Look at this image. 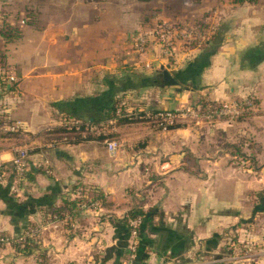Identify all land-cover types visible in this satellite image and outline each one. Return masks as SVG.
Masks as SVG:
<instances>
[{
  "label": "crops",
  "instance_id": "0c3cea01",
  "mask_svg": "<svg viewBox=\"0 0 264 264\" xmlns=\"http://www.w3.org/2000/svg\"><path fill=\"white\" fill-rule=\"evenodd\" d=\"M154 3L44 0L48 28L22 29L7 43L18 79L11 94L0 93V121L7 113L21 125L8 131L0 124V164L23 146L29 165L16 194L0 188V232L34 225L39 234L26 252L0 243V264H38L40 254L49 264H123L130 232L113 220L135 206L150 213L140 264H224L239 248L245 253L233 264H264V0H196L189 12L215 6L218 29L171 70L177 85L141 66L145 55L133 52L126 36L123 44L115 40L114 29L136 27ZM159 3L166 14L183 10L180 0ZM103 67L111 76L99 80ZM116 81L123 82L128 110L172 109L192 97H249L252 105L231 121L187 122L167 132L147 120L113 119L109 137L119 128L125 145L114 154L108 135L62 131V113L90 121L85 110L106 114L110 106L101 99H114ZM77 184L104 200L82 204L72 222L47 219L46 208L72 196Z\"/></svg>",
  "mask_w": 264,
  "mask_h": 264
},
{
  "label": "built area",
  "instance_id": "2783aa9c",
  "mask_svg": "<svg viewBox=\"0 0 264 264\" xmlns=\"http://www.w3.org/2000/svg\"><path fill=\"white\" fill-rule=\"evenodd\" d=\"M155 2L151 7L146 8L144 15L140 18L137 29L133 34L130 35V48L136 54L147 53V64L153 66L156 70L161 71V67L169 64V69L174 70L177 68L179 63L189 58L196 50L200 49L212 36L216 30L217 21L219 17L216 11L201 12L200 14H192L189 9L195 4L196 0H180L183 10L180 12L166 14L164 7L161 3L162 0H148ZM224 2L225 0H219ZM232 2L231 0H227ZM1 55V51H0ZM163 57V58H162ZM1 58V57H0ZM149 59V60H148ZM162 59V61H161ZM153 62L157 66L153 65ZM0 65L6 67L5 63L0 60ZM14 79L11 75H0V93L5 95L9 91L10 82ZM252 105L251 98H243L233 100L231 102L214 103L210 101L205 105H193L187 113L184 112V108H172L167 112H156L155 110H149L144 112L142 118L152 119L154 122L165 125L168 122L175 121L177 117H187L188 119H218L224 116L235 118L241 115L248 107ZM131 115V113H129ZM136 113H134L135 117ZM160 115L162 118L158 117ZM64 118V117H63ZM65 119V118H64ZM90 121L85 124L90 125ZM78 126L80 124L76 123ZM21 125V121L15 120L11 124L9 129H15ZM76 126V125H75ZM76 126V127H78ZM97 128V127H96ZM91 129V128H90ZM109 151H115L117 143L114 139L106 141ZM8 164H11V179H5L6 170ZM0 181L9 184V191L12 194H16L25 179V173L28 170V149L23 146L15 147L13 156L8 162L0 164ZM91 204H96L92 202ZM140 219H134L131 221L133 226H137ZM37 229L28 228L20 232L18 239L25 235H32ZM0 241L9 242L10 240L0 237ZM138 243V237L135 229L130 231L129 240V253L123 260V264H129L130 260L136 255V247ZM232 257H228L230 261L239 259L241 255L245 253L241 248L236 249ZM221 259H215L211 262H217ZM232 263V262H231ZM195 264H208L207 262L195 263ZM233 264V263H232Z\"/></svg>",
  "mask_w": 264,
  "mask_h": 264
},
{
  "label": "rangeland",
  "instance_id": "374dc122",
  "mask_svg": "<svg viewBox=\"0 0 264 264\" xmlns=\"http://www.w3.org/2000/svg\"><path fill=\"white\" fill-rule=\"evenodd\" d=\"M43 1L44 0H0V29H20V32L22 33V29H46L48 28V25L50 22L49 16H45L43 14ZM48 21V22H47ZM53 23V20H51ZM125 21V19H124ZM47 25V27H46ZM52 26V25H51ZM137 27V24H136ZM136 27L132 28V29H128L126 31V29H114L115 32V40L119 39L120 44H123V42L125 41V36L126 38H128L126 41L129 43L130 45V35L133 34L137 29H135ZM52 28L54 29H60L59 27H57V25L52 26ZM126 31V33H124ZM10 35H7L4 41V46L3 49L1 51V53L3 54V57L0 58L1 61H3L6 65H0V75L1 76H5V75H11L13 77V81L10 82L11 87H14V84L16 86V82L18 79V74L16 72V68L14 66V64L9 61L6 57V50H7V43L11 42V41H15L18 40L20 38H9ZM139 54H144L145 55V59L142 60L140 62L141 66H143L144 68H149L151 70H156L153 66H151L152 64L148 65L147 64V58L149 57V55L147 53H138ZM104 57H106V55L104 54ZM163 58V57H162ZM149 60V59H148ZM162 61V59H161ZM121 64V63H120ZM154 66H157V64L155 62H153ZM118 65H116L117 67ZM107 67V66H106ZM117 70V69H116ZM116 73V72H115ZM111 73H108V69H106L105 67H103L101 70L98 71V75H97V79L101 80V79H105V78H110ZM122 84L123 82H115V90L116 93L114 95V105H116V109H115V113L112 110H107V113L103 115V119L104 121L102 122V126H98L96 123L97 122H89L91 123L90 125H86V121L81 122L82 120H80L79 118L76 117H69L68 115H66V113H62L61 116V123L63 124L62 127H70V125H76L78 126L76 123L80 124L78 127H74L77 128L78 131L87 133L89 135H93L94 137H99L101 134L105 136L108 135L107 138H104L105 140V145L107 150L109 151L106 141L109 139H114L117 143V147L115 149V151L111 152L112 154L116 153V151H118L119 149H122L123 146H125L123 143L124 140H122L123 138L120 137L121 134L119 135V128H116V137H109L110 135V130L109 127H107V124H110L113 119H116L117 121H121V118H125V117H129V121H141V120H147L150 125L153 127L154 130L157 131H161V132H167L169 131L172 127L180 125V124H184L187 122H198L200 120H204V122H208V123H213L214 121H216L217 119H213V120H208V119H200V120H196L195 117L194 119H188V115H186L187 117H181V115L179 117H177L176 119H174L175 121L172 122H168L165 125V122H163V124H159L157 121L154 122L152 119H146V118H142L144 112H148L149 110H151V108H145L144 106H140L135 108V109H131L128 110V108L130 106L126 105L127 104V99H126V94L125 92H122ZM100 85L105 87V83L100 82ZM17 88V87H16ZM11 92L13 93V95H11V98L14 102L16 103H20L21 101V95L20 93H16V91H13L15 89L11 88ZM120 91V92H118ZM10 92V91H9ZM7 92V93H9ZM11 94V93H9ZM243 99V98H241ZM8 101V99H6ZM238 100V99H235ZM100 101V100H99ZM101 101L105 102V99H101ZM205 101L206 98L205 97H199L198 99L195 97H192L191 100L185 102V104L176 107V108H184V114L187 113L190 109L191 106L195 105H205ZM208 101H212L214 103H219L221 104L222 102H231L233 100H208ZM209 103V102H208ZM251 107V106H250ZM132 108V107H131ZM249 108V107H248ZM247 108V109H248ZM106 109V107H105ZM170 108H155L154 110L158 113V112H167ZM246 111V110H245ZM245 111L237 116L240 117L242 115L245 114ZM129 113H131V115H129ZM134 113H136L135 117H134ZM65 119H64V118ZM158 117L162 118L160 115H158ZM235 117V118H237ZM221 118H226L227 120H233L235 118H230L228 116H224ZM219 119V118H218ZM23 125V124H22ZM81 126H84L83 130L80 129ZM97 127V128H96ZM117 127V126H116ZM91 128V129H90ZM68 130H65V132L67 133ZM69 135L73 136L75 133L78 132H72V131H68ZM101 137V136H100ZM103 140V139H102ZM122 141V142H121ZM28 157H29V152H28ZM11 168L13 169L11 164H8V169L6 170V174L7 171H11ZM148 169L149 172L151 169H149L148 167L144 168V170ZM147 171V170H146ZM227 261V260H226ZM224 261V264H232L230 259H228V262Z\"/></svg>",
  "mask_w": 264,
  "mask_h": 264
},
{
  "label": "trees",
  "instance_id": "16d2710c",
  "mask_svg": "<svg viewBox=\"0 0 264 264\" xmlns=\"http://www.w3.org/2000/svg\"><path fill=\"white\" fill-rule=\"evenodd\" d=\"M7 30L8 29H0V51H2V49H3L4 41H5V38L7 36L6 35ZM10 31L13 32V35H11L9 38H20L22 35V33L20 34V29H15V31L13 29H10ZM0 57H3L2 53H1ZM104 99L106 100L105 101L106 103L108 102V106H110V107H108V110H112L115 113V109H116L115 106L116 105H114V99L113 100L112 99L107 100L106 98H104ZM208 102H210V101L206 100L205 104ZM151 110H154V109H151ZM85 112L87 115H91L94 117L93 122H97L96 124L99 127L102 126L103 120H101V119H103V116L100 117V116L96 115V113L93 112V110H88V111L85 110ZM68 116L70 117V115H68ZM76 118H79V117H76ZM121 119H125V120L129 121L130 118L125 117V118H121ZM15 120L16 119H13L12 117H10L6 113L5 115H3V120L0 121V124H5L6 129H8V131H14V130H17L18 128H20V125L17 126L15 129H9L8 126L13 124L15 122ZM80 120H82L81 122L90 121V119L86 118L85 116H83V118H81ZM90 122H92V120ZM74 127H76V126L70 125V127H68V128L62 127L61 129H62V131L68 130V131H72V132H78L79 129L77 130V128H74ZM83 128H84V126L80 127L81 130H83ZM69 136H71V135H69ZM100 136H99V138H104L103 134H101ZM0 188H3L5 191H9V184L5 185L4 187L1 186V184H0ZM73 192L74 193L72 196H69V197L66 196V197L62 198L61 202L59 204L47 207L46 211L44 213L46 218L51 219V220H63L66 223L72 222L82 204H90L92 202L98 203V202L104 200V196L101 192L96 191L94 194L91 195L87 192L86 188L81 184H77L75 186ZM149 215H150V213H148V210H143L142 208L135 206V207L129 209L126 212V214H124L122 217L114 218V220H113L114 223L123 226V228L128 232H130L132 229L136 230L137 237H138V243H137V247H136V255H137V251H138L141 243H143V240L145 238L144 227H145V222L149 219ZM138 218L140 219L138 225L133 226L131 224V221L134 219H138ZM28 228H35V229H37V231L35 233H33L32 235H25L20 239H18V235L20 234V232L17 234H7L5 232H0V237H4V238L10 240V243L18 251L26 252V251H29V249L37 241V239H38L37 236L39 234V228L37 226L28 225V226L24 227V230L28 229ZM0 243H3V242L0 241ZM231 250H232V248H231ZM126 251H127L126 253L128 254L129 253V244L127 246ZM127 254H126V257H127ZM136 255L134 258H132L130 260L129 264H140V259L137 258ZM37 260H38V264H49V263H47L46 259L43 258L42 254L38 255ZM226 262H228V261H226ZM209 264H215V263L211 262Z\"/></svg>",
  "mask_w": 264,
  "mask_h": 264
},
{
  "label": "water",
  "instance_id": "95a60500",
  "mask_svg": "<svg viewBox=\"0 0 264 264\" xmlns=\"http://www.w3.org/2000/svg\"><path fill=\"white\" fill-rule=\"evenodd\" d=\"M161 76L162 81L164 84L167 85H177L178 80L177 78L172 74L171 70L169 69V64H166L165 66L161 67Z\"/></svg>",
  "mask_w": 264,
  "mask_h": 264
},
{
  "label": "flooded vegetation",
  "instance_id": "af4514ba",
  "mask_svg": "<svg viewBox=\"0 0 264 264\" xmlns=\"http://www.w3.org/2000/svg\"><path fill=\"white\" fill-rule=\"evenodd\" d=\"M231 1H232V3H234L236 0H231ZM207 11H216L217 12V16H219L218 9L215 6H212L211 8H208L205 12H207ZM216 27H217L216 29H218V21H217V26ZM13 30L15 31V29H13ZM20 34H21V32H20ZM6 35H10L11 36V35H13V32L10 31V29H8Z\"/></svg>",
  "mask_w": 264,
  "mask_h": 264
}]
</instances>
